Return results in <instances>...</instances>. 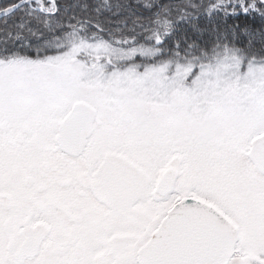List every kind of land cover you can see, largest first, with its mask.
I'll list each match as a JSON object with an SVG mask.
<instances>
[{
	"label": "snow or ice",
	"instance_id": "6c2138e0",
	"mask_svg": "<svg viewBox=\"0 0 264 264\" xmlns=\"http://www.w3.org/2000/svg\"><path fill=\"white\" fill-rule=\"evenodd\" d=\"M0 264H264V0L0 3Z\"/></svg>",
	"mask_w": 264,
	"mask_h": 264
},
{
	"label": "trees",
	"instance_id": "16d2710c",
	"mask_svg": "<svg viewBox=\"0 0 264 264\" xmlns=\"http://www.w3.org/2000/svg\"><path fill=\"white\" fill-rule=\"evenodd\" d=\"M5 2V0H0V3Z\"/></svg>",
	"mask_w": 264,
	"mask_h": 264
}]
</instances>
